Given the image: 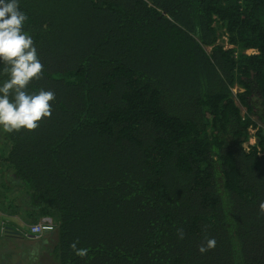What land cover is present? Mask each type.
I'll use <instances>...</instances> for the list:
<instances>
[{"label":"trees","instance_id":"obj_1","mask_svg":"<svg viewBox=\"0 0 264 264\" xmlns=\"http://www.w3.org/2000/svg\"><path fill=\"white\" fill-rule=\"evenodd\" d=\"M19 6L55 100L0 130V264H264V0Z\"/></svg>","mask_w":264,"mask_h":264},{"label":"clouds","instance_id":"obj_2","mask_svg":"<svg viewBox=\"0 0 264 264\" xmlns=\"http://www.w3.org/2000/svg\"><path fill=\"white\" fill-rule=\"evenodd\" d=\"M27 19L19 0H0V74L7 77L0 80V130L8 133L36 129L38 122L51 116L49 102L55 100V93L50 90L28 91L31 81L42 73L43 65L25 28ZM207 246L214 247L215 240H208Z\"/></svg>","mask_w":264,"mask_h":264},{"label":"rangeland","instance_id":"obj_3","mask_svg":"<svg viewBox=\"0 0 264 264\" xmlns=\"http://www.w3.org/2000/svg\"><path fill=\"white\" fill-rule=\"evenodd\" d=\"M222 38H224V44H225V41L227 40V38L224 35L222 36ZM226 47H229V45H226ZM206 50L209 51L210 48H206ZM251 52H253V51L252 50L246 51V53H251ZM237 91H238L237 87L233 88L234 93H237ZM235 101L240 106L242 114L246 113L245 107H243L240 104L237 97H235ZM253 118L258 122L259 126H264L261 121L260 122L258 121L256 116H253ZM256 130L257 129H250V136L244 144L245 147L248 148V146H251L257 142V137L255 136ZM21 216H22V214H20V213H17V214L11 215V216H6L9 219V221L3 220L2 223H4V224L2 227H5V224H9L7 227H5V229H7L8 231H10L12 233L18 232V234H20L21 236H25L24 233L27 232L28 226L32 225V224L27 223L28 221L27 222L24 221ZM23 218H24V216H23ZM1 230H2V228H1ZM46 257H47V253L45 252L41 255L40 260H42L43 258H46Z\"/></svg>","mask_w":264,"mask_h":264},{"label":"built area","instance_id":"obj_4","mask_svg":"<svg viewBox=\"0 0 264 264\" xmlns=\"http://www.w3.org/2000/svg\"><path fill=\"white\" fill-rule=\"evenodd\" d=\"M55 223L53 220L47 218L41 221H38L32 225L28 226L27 232H25L26 237L28 238H38L43 234L54 230Z\"/></svg>","mask_w":264,"mask_h":264},{"label":"crops","instance_id":"obj_5","mask_svg":"<svg viewBox=\"0 0 264 264\" xmlns=\"http://www.w3.org/2000/svg\"><path fill=\"white\" fill-rule=\"evenodd\" d=\"M47 218H49V217H43V218H41L39 221H41V220H44V219H47ZM50 219V218H49ZM8 221H9V219H8ZM14 234H18V232H15ZM25 234V233H24ZM20 235V234H19ZM26 235V234H25Z\"/></svg>","mask_w":264,"mask_h":264}]
</instances>
